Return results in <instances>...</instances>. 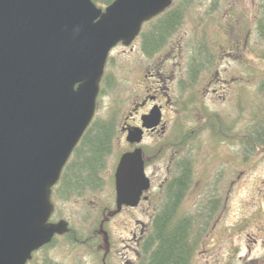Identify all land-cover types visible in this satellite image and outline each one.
<instances>
[{
	"label": "rangeland",
	"instance_id": "obj_1",
	"mask_svg": "<svg viewBox=\"0 0 264 264\" xmlns=\"http://www.w3.org/2000/svg\"><path fill=\"white\" fill-rule=\"evenodd\" d=\"M171 7L182 10L179 25L151 52L143 51L142 34L157 18L145 22L132 50L121 44L110 50L93 118H110L118 128L132 102L153 87L156 75L154 71L147 75L148 65H159L157 69L161 67L168 75L172 72V81L166 84L174 103L163 112L168 132L146 136L141 146L147 154L162 146V154L148 160L147 172L156 188V182L164 177L171 149L177 148L178 134L187 136H182L180 157L193 161V174L177 215L189 214L193 219L190 232L196 236V244L189 264H264V39L254 29L260 0H173L159 15ZM239 27L241 40L235 46L232 37L240 33ZM189 91L196 92L197 99L185 111L178 100L180 96L190 98ZM216 120L223 124V132L214 126ZM201 123L205 128L197 129ZM126 149L124 137L113 139L102 170L101 190L67 200L52 194L53 219H67L72 230L86 239L102 219L110 218L109 234L121 240L128 235L132 220L146 218L145 205L116 212L113 174ZM100 238H89L85 246L56 239L55 247L44 248L38 257L42 261L54 255L65 264H89Z\"/></svg>",
	"mask_w": 264,
	"mask_h": 264
},
{
	"label": "water",
	"instance_id": "obj_2",
	"mask_svg": "<svg viewBox=\"0 0 264 264\" xmlns=\"http://www.w3.org/2000/svg\"><path fill=\"white\" fill-rule=\"evenodd\" d=\"M171 2L0 0V264H27L69 230L65 219L49 221L51 188L93 119L108 54ZM160 121L153 106L126 140L139 143L141 127ZM149 185L141 148L122 153L117 209L135 206Z\"/></svg>",
	"mask_w": 264,
	"mask_h": 264
},
{
	"label": "flooded vegetation",
	"instance_id": "obj_3",
	"mask_svg": "<svg viewBox=\"0 0 264 264\" xmlns=\"http://www.w3.org/2000/svg\"><path fill=\"white\" fill-rule=\"evenodd\" d=\"M173 3V0H172ZM159 15V14H158ZM158 15L152 17L150 20L146 21L149 22L152 19H154L155 17H157ZM145 24V22L142 24V26ZM141 26V28H142ZM241 31L242 29L239 27V29H237V32H240L239 34H237L236 37H232V41L234 43L235 46H239L240 40H241ZM141 29L138 33V35L134 38V40L131 42V44L128 47L129 50H132V43L135 41V39L140 35ZM123 45L122 43H117L116 46L119 45ZM114 48V47H113ZM230 53V52H227ZM159 66V65H158ZM158 66H155V64H149L148 65V74L150 73V75L152 72L154 71L156 76L155 77V81L153 84V87L150 89H147L146 93H144L142 96L136 98L128 112L126 115V120L120 124V126H118L117 128V133L115 138L117 137L118 140L120 141V138L124 137V143L126 144L127 149L124 150L122 153L127 152V151H132L137 147L141 148V152H142V157L144 160V172L147 175L148 179H149V188L142 193L139 202L135 205V206H129V205H121V207L119 209H117V205L115 202V195H114V205L116 208V212H120L123 210H129V209H137L139 207H142L143 205H145L144 207V215L146 216V218L144 219H139V218H135L134 220H132V223L129 227H127L126 231L128 233V235L125 238H122L121 240H118L112 236H110L109 234V230L107 228V224L110 221V218H107L105 221L102 219L99 222V227L95 230H93V234L90 235V237H87L86 239H81L76 231H73L70 223L67 219L65 218H58V219H53V217L55 216L54 211H55V205L52 201V194L57 197L55 188L58 184V181L52 186L51 188V201L54 205L53 211L50 215L49 221L51 222H56L60 219H65L68 222V228L69 230L67 232H65L64 234H54L51 238V240L46 243L41 245L38 249L34 250L31 254V258L27 261V264H30L29 262L32 261L34 264H65V262H63L62 260H58L54 255L52 256H48L47 258H44L42 261L41 259L38 257V254L41 250H43L44 248L48 247V248H53L55 247V242L57 241L56 239L60 240V239H65V241H59V242H64V243H78L81 246H85L88 245V240L91 237H95L96 239H99L100 237V243H98L96 245L98 251L95 252H91L93 254V256L89 257V260L87 261L89 264H146L148 262L149 256H150V248H151V240H153L154 238L152 237L151 233L153 231V225H154V219L153 216L154 214V210L160 209L162 207H166L167 203L169 201H171V196H170V192L173 189H175V194H176V198L177 201L179 202V204H181V201L183 199V196L185 195V193L188 191V188L191 185V181H192V174H193V161L190 160L188 161L187 159H184L182 157H180V155L182 154L181 152V143H182V136L185 139L187 136L186 134H182L179 133L178 137L179 140L177 141V143L175 142L174 146H176L177 148L173 147L172 152L169 156V158L167 159V162L165 163L164 166V177L162 178V180L160 182H156L157 183V187H154L155 181H153V177L152 174H149L147 172V168H148V160H150V157H158L159 154H162V146H159L158 148H151L149 149V154H147L146 149H144L141 144L143 139L146 136H165L166 133L168 132V128L166 126V124L164 123V110L166 107H168L169 105H171V103L173 102V98L170 95V86L167 85V81H172L173 78V73L171 72L169 75L165 74V70H163L161 67L158 68ZM150 68H152L150 70ZM156 68V69H155ZM146 75V76H147ZM196 76L190 77L191 80H195ZM184 84V83H183ZM184 85L181 86V91L184 92ZM183 89V90H182ZM151 90V91H149ZM207 90V89H206ZM212 92L215 94L216 89L213 88ZM182 93V92H181ZM189 94H191V97L188 98L189 96L185 97H181V100H178L183 107V110L187 111V106L189 105H193L195 100L197 99L196 97V92H192L189 91L187 92ZM221 94H218V97H220ZM196 98V99H195ZM196 104V103H195ZM159 106L160 110H161V121L160 123L153 128H145V127H141V131H142V139L139 143H135V142H129L126 140V135L128 133V129H132V127H140L142 125V116L144 114H147L150 109L153 106ZM148 106V107H147ZM147 107L146 111H139L140 109ZM179 108L181 106H178ZM177 109V108H175ZM131 120V121H130ZM205 121V119H204ZM218 120H216V124H217ZM199 128L201 127L205 128L204 124L201 123L199 124ZM217 125H221V124H217ZM182 129V128H180ZM179 129V130H180ZM206 129H210V126H208ZM195 130V129H193ZM219 130H222L223 132V124L221 125V128ZM181 131V130H180ZM181 136V137H180ZM222 136V135H221ZM165 145V144H164ZM167 145H170L167 144ZM120 154V155H121ZM119 155V157H120ZM119 160V158H118ZM117 160V162H118ZM117 165V163H116ZM116 167V166H115ZM62 172V171H61ZM61 175V174H60ZM114 177V174H113ZM160 176H158V178L156 180L159 179ZM60 178V177H59ZM153 186V188H152ZM155 191H152V190ZM115 190V188H114ZM146 196V198H144ZM158 200L154 203L153 205V201L154 200ZM158 205V206H157ZM150 206H152V210L150 211ZM157 206V207H156ZM105 210H103L102 212L104 213ZM189 215V214H188ZM190 217L192 215H189ZM193 221V219H192ZM189 222L190 223L192 222ZM103 225H106V230L103 229ZM68 239V240H67ZM102 243V244H101ZM180 255V254H179ZM193 253L190 252V258H189V262L190 263V259L193 258Z\"/></svg>",
	"mask_w": 264,
	"mask_h": 264
},
{
	"label": "trees",
	"instance_id": "obj_4",
	"mask_svg": "<svg viewBox=\"0 0 264 264\" xmlns=\"http://www.w3.org/2000/svg\"><path fill=\"white\" fill-rule=\"evenodd\" d=\"M92 1L98 6H105L113 0ZM260 3L261 11L259 18L255 21L254 29L264 39V0H260ZM181 11L177 7H171L162 15L152 19L157 18V23L142 34L144 36L141 44L143 51L151 52L162 43V39L173 32L179 25ZM196 59L202 66V58L200 59L197 55ZM205 60L209 59L205 58ZM214 126L221 127V125ZM255 131L260 136V132ZM116 133L117 128L112 119L93 118L91 120L62 169L54 191L58 198L67 200L82 196L86 191L96 192L103 188L102 170L105 168L108 154L111 153ZM174 192L173 186L170 192L171 201L166 207L158 209L153 216L154 225L151 235L154 239L151 240V253L146 264H188L190 252H193L195 248L196 236L194 238V234L190 232L192 222L189 225L192 217L177 215L179 202Z\"/></svg>",
	"mask_w": 264,
	"mask_h": 264
}]
</instances>
